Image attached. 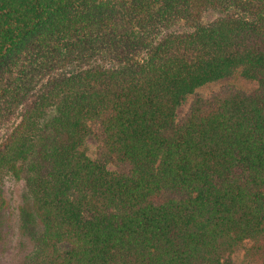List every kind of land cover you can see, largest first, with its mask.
Wrapping results in <instances>:
<instances>
[{
    "label": "trees",
    "instance_id": "obj_1",
    "mask_svg": "<svg viewBox=\"0 0 264 264\" xmlns=\"http://www.w3.org/2000/svg\"><path fill=\"white\" fill-rule=\"evenodd\" d=\"M0 131L22 264H264V0H0Z\"/></svg>",
    "mask_w": 264,
    "mask_h": 264
},
{
    "label": "rangeland",
    "instance_id": "obj_2",
    "mask_svg": "<svg viewBox=\"0 0 264 264\" xmlns=\"http://www.w3.org/2000/svg\"><path fill=\"white\" fill-rule=\"evenodd\" d=\"M222 87H233L245 92H251L257 88V84L252 80L242 78L239 70L234 71L228 77L207 83L195 89L192 94L184 97L176 109V121L183 117L194 97L206 98ZM1 134L2 131H0V136ZM79 149L89 159L93 160L96 152V142L93 136H87ZM1 180L7 204L0 210V264H22L30 251V243L25 236L21 237L17 228V187L13 178L8 174H5ZM229 258L233 264H252L244 257V249L233 253Z\"/></svg>",
    "mask_w": 264,
    "mask_h": 264
}]
</instances>
